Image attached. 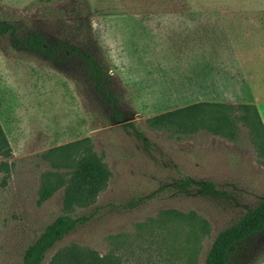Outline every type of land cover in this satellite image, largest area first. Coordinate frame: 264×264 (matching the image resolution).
<instances>
[{"label": "rangeland", "instance_id": "rangeland-1", "mask_svg": "<svg viewBox=\"0 0 264 264\" xmlns=\"http://www.w3.org/2000/svg\"><path fill=\"white\" fill-rule=\"evenodd\" d=\"M0 20L13 26L0 34V127L17 138L9 157L0 153V264H23V249L58 214L87 219L40 264L66 248L96 264H202L214 234L264 197V133L242 106L262 61L264 0H0ZM30 29L88 43L115 82L123 120L79 70L21 45ZM196 102L187 126L146 123ZM85 153L107 179L66 207L63 189ZM180 177L210 180L218 193L184 191ZM42 187L49 195L40 201ZM230 254L232 264H264V231Z\"/></svg>", "mask_w": 264, "mask_h": 264}, {"label": "trees", "instance_id": "trees-1", "mask_svg": "<svg viewBox=\"0 0 264 264\" xmlns=\"http://www.w3.org/2000/svg\"><path fill=\"white\" fill-rule=\"evenodd\" d=\"M80 28V26H75ZM13 26L11 23L0 20V34L11 33ZM27 50L41 56L47 61L57 65L61 69L68 65L79 70L84 82L88 83L90 90L104 102L110 109L115 122L123 120L121 112L117 109V95L114 92L115 82L107 69L93 56L88 43L79 40L48 37L40 32L30 29L19 40ZM202 102L191 103L172 110L155 114L146 118V123L152 128H161L175 124L177 127L187 126L183 122L190 120L199 110ZM210 106H218L216 103H208ZM246 110L251 109L257 117L258 123L262 128L255 107L252 104H242ZM214 116L215 122L226 124L223 116ZM247 113V112H246ZM195 117V115H194ZM193 117V118H194ZM245 117V114L244 116ZM213 118V119H214ZM248 121V115L246 116ZM181 121V122H180ZM193 119L190 120L192 123ZM127 125H129L127 123ZM212 132H218L214 127ZM217 130V131H216ZM264 133V130L262 128ZM222 132V131H221ZM140 137L141 134L137 133ZM84 139V138H83ZM49 148L48 150L55 149ZM49 152V151H48ZM0 153L6 156L11 155V148L7 138L0 127ZM258 153L264 158L258 147ZM6 169V162L2 164ZM105 170L99 160L92 153H85L74 163L70 175L63 189L62 202L69 207L71 202H81L90 200L100 190L107 179ZM178 188L187 191L195 188V191L206 197H213L218 193L216 184L210 180H196L188 177H180L177 180ZM49 195L47 187L39 190V200H44ZM86 216L58 214L51 221L43 226L34 240L26 245L22 252L23 264H40L46 252L62 239L66 234L84 223ZM264 231V197L253 206L246 208L235 220L219 229L212 237L203 257L202 264H232L231 250L233 247L253 234ZM48 264H96L93 257H83L77 254L74 249L66 248L57 252L49 260Z\"/></svg>", "mask_w": 264, "mask_h": 264}, {"label": "crops", "instance_id": "crops-1", "mask_svg": "<svg viewBox=\"0 0 264 264\" xmlns=\"http://www.w3.org/2000/svg\"><path fill=\"white\" fill-rule=\"evenodd\" d=\"M262 58V61H258V63H254L252 65V71L254 73L253 75V80L247 82L244 86L246 87V89L249 92V100H247L248 103L252 104L257 112L258 118L260 120V123L262 125V128L264 130V51L262 52V54L259 56ZM239 58V55L238 57ZM239 61V59H238ZM240 64V70H241V74L243 78H246V70L245 68H243V65ZM239 78H241V75L238 76ZM244 88V87H243ZM3 132L7 138V141L10 145V148H12L11 143L16 141L17 138H15L14 136L13 141L12 138L9 137L12 132V127L10 126H2ZM11 132V133H10ZM9 135V136H8ZM27 135L26 133H23L22 131L20 132L19 138L22 139L23 143H26V138ZM11 153H12V149H11Z\"/></svg>", "mask_w": 264, "mask_h": 264}]
</instances>
